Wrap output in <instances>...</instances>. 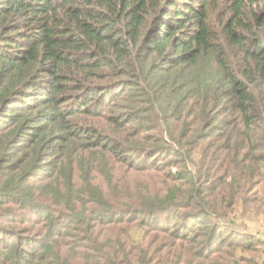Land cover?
<instances>
[{
  "label": "trees",
  "instance_id": "16d2710c",
  "mask_svg": "<svg viewBox=\"0 0 264 264\" xmlns=\"http://www.w3.org/2000/svg\"><path fill=\"white\" fill-rule=\"evenodd\" d=\"M1 205L0 264H264V0H0Z\"/></svg>",
  "mask_w": 264,
  "mask_h": 264
},
{
  "label": "rangeland",
  "instance_id": "374dc122",
  "mask_svg": "<svg viewBox=\"0 0 264 264\" xmlns=\"http://www.w3.org/2000/svg\"><path fill=\"white\" fill-rule=\"evenodd\" d=\"M29 185H31L32 187L38 185L39 183H37L34 179H31V181H28ZM4 206H0V213L3 212V210H5ZM239 219L237 221L239 228H245L246 230L250 231L253 235H256L260 240H262L264 242V218L261 216H250L249 219L246 218V216H242V214H238ZM16 217V216H13ZM4 226H9L12 224H3ZM16 230H20L22 225H16L14 226Z\"/></svg>",
  "mask_w": 264,
  "mask_h": 264
}]
</instances>
